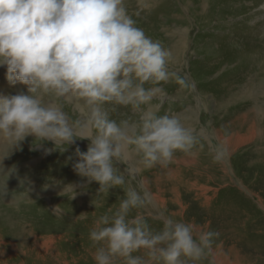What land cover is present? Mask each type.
I'll use <instances>...</instances> for the list:
<instances>
[{
  "label": "rangeland",
  "instance_id": "1",
  "mask_svg": "<svg viewBox=\"0 0 264 264\" xmlns=\"http://www.w3.org/2000/svg\"><path fill=\"white\" fill-rule=\"evenodd\" d=\"M141 1L126 0L129 15L148 37L177 54L169 67L175 76L143 108L177 116L196 145L191 153L178 152L167 167L151 168L127 145L117 163L126 184L106 196L97 193L98 183L73 171L75 150L86 152L88 139L46 153L51 141L34 145L26 137L0 155V169L13 172L0 175V264H95L90 230L101 215L115 211L127 188L147 194L131 215L144 216L153 231L173 219L219 233L200 264H264V0H232L233 6L231 0H207L204 9L197 7L199 0ZM172 28L188 30L185 47L179 48ZM241 28L249 31L236 41L242 46L225 45L229 33L236 38ZM2 67L0 94H26L27 86L7 83ZM55 103L70 122L87 121L83 100ZM104 108L117 122H136L142 115L130 107ZM67 184L75 187L72 199L71 193L59 195Z\"/></svg>",
  "mask_w": 264,
  "mask_h": 264
},
{
  "label": "clouds",
  "instance_id": "2",
  "mask_svg": "<svg viewBox=\"0 0 264 264\" xmlns=\"http://www.w3.org/2000/svg\"><path fill=\"white\" fill-rule=\"evenodd\" d=\"M171 61V51L136 25L126 0H0V66L10 84L27 86L26 94L0 97L6 155L28 136L34 145L51 141L53 149L46 153L88 139L86 152L75 150L73 171L98 183L97 193L106 196L126 184L117 167L126 145L134 146L145 167H167L197 143L177 116L143 108L175 76ZM177 83L187 87L179 78ZM60 98L83 100L87 121L70 122L55 103ZM106 104L142 115L136 122H117ZM67 193L74 198V185H65L59 195ZM146 199L147 194L124 189L115 211L95 221L89 233L95 264H200L212 252L218 232L173 219L153 231L144 216H132Z\"/></svg>",
  "mask_w": 264,
  "mask_h": 264
},
{
  "label": "bare ground",
  "instance_id": "3",
  "mask_svg": "<svg viewBox=\"0 0 264 264\" xmlns=\"http://www.w3.org/2000/svg\"><path fill=\"white\" fill-rule=\"evenodd\" d=\"M186 1V0H185ZM140 2H142L141 0H140ZM231 2H232V0H231ZM264 2V1H263ZM185 3V2H184ZM199 4H197V7H200L201 6V9H204V7H205V4L207 3V0H199V2H198ZM236 4V3H235ZM126 5H128L129 6V2H127L126 3ZM225 5H226V2H225ZM187 5H183V9L185 10V7H186ZM231 6H233V2L231 3ZM188 7V6H187ZM260 8H262L261 7V5H260ZM256 9V8H255ZM264 9V8H263ZM199 10H200V8H199ZM186 12V11H185ZM187 12H189V11H187ZM192 17L194 18V16L192 15ZM182 18V17H181ZM182 20V19H181ZM262 20V19H261ZM245 23V22H244ZM230 25V24H229ZM231 25H233V24H231ZM240 25H242V24H240ZM244 26L243 27H246L245 25L246 24H243ZM233 27V28H232ZM229 28L231 29V31L234 29V26H229ZM173 30L171 31V35H172V37L174 38V37H176V41L177 42H179V44H180V47L179 48H181L182 46H184L185 44V42H186V38H187V31L188 30H186V28H182V30L184 29V34H183V31H181V29H179V28H172ZM243 29L241 28L240 29V31H238V34H236V38H234V36H233V34L232 33H229V35L226 37V40L228 41H224L226 44L225 45H227L228 43H234V44H236V45H239L240 46V44L241 43H239L238 44V42H236L237 40H239L240 38H242L243 36H247V29H245L244 28V30L242 31ZM228 31H229V29H228ZM236 31V30H235ZM230 32V31H229ZM232 32H234V30L232 31ZM243 32V33H242ZM249 32V31H248ZM251 34V33H250ZM249 34V35H250ZM177 36H178V38H177ZM183 36V37H182ZM250 37H252V35L250 36ZM239 38V39H238ZM234 40H235V42H234ZM240 42H241V40H240ZM244 43V42H243ZM246 43H248V42H246ZM224 45V46H225ZM241 46H242V44H241ZM185 47V46H184ZM225 47H227V46H225ZM243 48H244V46H243ZM172 53V52H171ZM173 54H175V53H173ZM173 54H172V56H173ZM177 54H175L174 56H176ZM175 58V57H174ZM258 62V61H257ZM255 63V62H254ZM174 60H172L171 62H170V64H169V67H171V68H174ZM249 66V65H248ZM242 67V66H241ZM0 68H1V66H0ZM5 67H2V70L3 71H5ZM239 69V68H238ZM241 69V68H240ZM251 69V68H250ZM256 69V68H255ZM242 72V71H241ZM243 73V72H242ZM244 73H246V72H244ZM243 73V74H244ZM241 74V73H240ZM0 76H1V69H0ZM9 81H7V83H8ZM4 83V82H3ZM4 85V84H3ZM1 86V85H0ZM5 86V85H4ZM12 86V85H11ZM229 87V86H228ZM6 89V88H5ZM231 89V88H230ZM1 93H3V92H1ZM17 93H15V95H16ZM10 96V95H9ZM9 96H7V97H9ZM0 97H4L3 96V94H0ZM74 101V100H73ZM80 108V107H79ZM78 108V109H79ZM80 110V109H79ZM75 111V110H74ZM79 112V111H78ZM89 131H90V129L89 128H84L83 130H82V132H83V134H88L89 133ZM92 131V130H91ZM26 139V138H25ZM23 144V143H22ZM127 146V145H126ZM124 147L123 149H122V153H124V151L126 152V149H127V147ZM7 144H5V143H2V142H0V155L2 156V155H5L6 153H7ZM5 162V160L3 159L2 160V162L0 161V163H4ZM0 175H2V174H4V173H10V174H12L13 172L12 171H4V170H2V169H0ZM33 175V174H32ZM6 176V175H5ZM19 177V176H18ZM33 177V176H32ZM3 178V177H2ZM20 178V177H19ZM34 178V177H33ZM15 181V180H14ZM19 181V180H18ZM5 182V181H4ZM25 182V181H24ZM27 182V181H26ZM21 183V182H20ZM24 184V183H23ZM26 184V183H25ZM34 184V183H33ZM42 184V183H41ZM27 186V185H26ZM9 187V186H8ZM13 189V188H12ZM30 189V188H29ZM28 189V190H29ZM32 190H33V188H31ZM48 189V188H47ZM36 190V189H35ZM34 190V191H35ZM49 190V189H48ZM31 191V190H30ZM7 192V191H6ZM37 192V191H36ZM5 194V193H4ZM51 194V193H50ZM11 195H13V194H11ZM34 195V194H33ZM8 196V195H7ZM40 197V196H39ZM27 198V197H26ZM82 198V197H81ZM3 199V198H2ZM31 201V200H30ZM78 204V203H77ZM10 211V210H9ZM18 229V228H17ZM18 233V231L17 232H15V234H17ZM13 234H14V232H13ZM21 235V234H20Z\"/></svg>",
  "mask_w": 264,
  "mask_h": 264
}]
</instances>
